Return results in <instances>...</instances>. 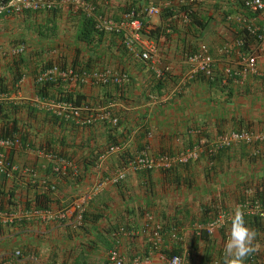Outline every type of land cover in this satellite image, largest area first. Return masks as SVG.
Returning a JSON list of instances; mask_svg holds the SVG:
<instances>
[{"label": "crops", "instance_id": "0c3cea01", "mask_svg": "<svg viewBox=\"0 0 264 264\" xmlns=\"http://www.w3.org/2000/svg\"><path fill=\"white\" fill-rule=\"evenodd\" d=\"M47 1L55 8L0 14V78L11 98L5 105L23 107L17 124L25 134L24 146L4 149L12 169L2 187L13 192L18 207L7 212L24 211L42 193L50 199L48 210H64L94 182L117 171L124 177L115 184L105 183L87 201L77 225L70 216L0 224V264H7L14 250L21 255L17 264H104L110 250L117 251L123 264L135 258L167 264L173 255L181 264H221L229 222L209 235L199 227L219 213L231 216L237 204L245 210L247 202L241 201L253 197L254 188L264 191V142L218 151L205 148L195 162L167 171H133L124 160L142 149L151 157L172 156L200 139L210 145L221 134L264 130V79L232 74L239 67L237 52L255 47L256 68L264 72V14L234 13L236 0H195L187 8L188 22L177 14L167 22L170 26L162 37L167 24L161 15L167 0H84L94 14L114 22L133 11L153 35L159 33L151 37L156 46L153 60L167 79L157 89L151 71L124 49L122 35L90 29L83 37L84 16L66 0ZM148 5L159 8L158 17L145 18ZM239 17L261 28L262 41L242 35ZM236 39L244 40L242 47L220 52ZM16 45L23 52L13 59L8 47ZM194 51L212 58L213 79L197 77L176 90L186 71L183 56ZM14 60L20 76L13 85ZM49 65L71 68L88 78L102 70L124 72L128 82L119 88L103 87L84 78L81 84L59 82L48 88L46 95L78 93L89 107L98 109L94 122L82 126L54 119L33 103L38 98L35 78ZM99 108H108L118 121L115 127L100 116ZM29 109L33 117L27 115ZM111 145H118L119 152L101 158ZM252 149L257 151L254 156L249 154ZM47 151H53L56 159L48 158ZM256 233L257 257L251 254L245 264H261L259 258L264 256V235Z\"/></svg>", "mask_w": 264, "mask_h": 264}, {"label": "built area", "instance_id": "2783aa9c", "mask_svg": "<svg viewBox=\"0 0 264 264\" xmlns=\"http://www.w3.org/2000/svg\"><path fill=\"white\" fill-rule=\"evenodd\" d=\"M66 1L74 11H79L85 18L90 19L94 32L122 35L121 42L127 53L135 56L142 63H144L146 68L151 71L155 79H161L163 77L161 68L158 67L156 62L153 60L156 46L153 39L150 37V28L148 25L143 24L140 20L135 18L133 11L127 12L123 17V20L114 22L94 14L92 5L84 0ZM168 2L174 4L187 3L191 6L194 4L195 0H168ZM55 6V3L47 0H0V14H16L23 11H50L54 9ZM242 6L251 14H264V0H243ZM159 12L160 10L157 6L148 5L144 8L143 15L146 19H150L158 17ZM177 14H180L182 21L188 22L189 11L186 10L182 12L180 11V13H172L168 20L172 21L176 19L178 17ZM236 21L239 24L240 29H242L246 34L253 36L257 42L262 41L263 33L260 27L252 25L246 20V18L239 17ZM243 42L244 40L242 39H236L233 43L225 45L220 52L228 53V50L231 47L240 48L243 46ZM257 48L258 47H255L250 51L237 52L239 67L232 73L234 76L244 78L250 75L260 76L264 79V72H260L256 68L255 56ZM22 51L23 47L21 45H17L16 47L10 48L8 53L9 55L14 56L22 53ZM183 58L186 71L180 78L179 82L181 85L196 76H201L209 80L212 79V58L209 55L196 51L190 54H185ZM225 74H230V70L228 68L225 69ZM84 78H90L92 79L91 81H95L101 86L110 85L121 87L128 82V75L123 72L112 73L108 70H102L99 72H93L88 78V76L83 73H74L71 69H59L57 66H51L39 71L35 78V84L41 85L47 82L54 83L56 81H72L81 83ZM10 101V95L0 94V102L5 104ZM33 103L36 108L43 109L54 117L64 121H71L75 124L90 125L97 117V114L90 111L85 104L74 106L71 103L64 101H53L40 98H35ZM100 116L107 121L109 125L114 127L116 126L117 119L111 116L108 111L103 109ZM262 142H264V130L260 132L232 131L217 136L210 145L201 139L194 146L182 150L172 156L160 154L156 157H151L146 154V149H142L130 157L125 164L133 171H149L152 169L167 171L174 166L185 165L196 161L200 152L204 150L206 145L210 146L209 148H213L214 151H217L223 148H229L234 144H241L250 147L252 144ZM17 145V139L9 138L6 140H0V146L3 149H10ZM118 152V145L108 146L100 157L102 158L109 155H115ZM249 154L254 156L257 154V151L252 149ZM47 157L56 159L50 154H48ZM2 159L3 157L0 154V168L5 172V177H8L12 166L9 165L8 167H5ZM99 162L100 160L97 163ZM54 170L58 171L59 169L55 168ZM123 177L124 175L120 171H117L116 173L107 176L105 179L94 182L87 187L81 195L73 199L68 208L64 210H24L18 213L0 211V224L12 226L13 223L26 220L25 218L29 217L63 220L70 216L77 225L81 222L87 201L98 194L105 183L115 184ZM245 208V214L264 218V205L253 203L251 206L246 205ZM230 217L231 216L219 213L205 227H199V232H204L209 235L212 231L220 229L225 221L230 220ZM19 257V251H12V253H10L8 264H17ZM259 263L264 264V256L259 258ZM104 264H123V262L116 250H110L105 258ZM131 264H149V262L146 259L140 260L139 258H135L131 261ZM167 264H181V259L178 256L173 255L167 259Z\"/></svg>", "mask_w": 264, "mask_h": 264}, {"label": "trees", "instance_id": "16d2710c", "mask_svg": "<svg viewBox=\"0 0 264 264\" xmlns=\"http://www.w3.org/2000/svg\"><path fill=\"white\" fill-rule=\"evenodd\" d=\"M168 1V0H167ZM242 2L243 0H236L234 2L235 5V9H234V13L237 12L239 14L240 11L242 12V16H245L246 13H250L249 11H247L243 6H242ZM187 3L184 4H174V3H170L168 2L167 6H166V10L162 12L163 15H161L162 17H166V21L165 23L167 24V26L164 27V31H162V37L165 36V30L168 28V26H170V22L168 20V18L171 17L172 13H176L179 11H185L188 8V4ZM176 11V12H175ZM233 14V13H231ZM230 19V17H229ZM84 22V28L85 30H83L82 34L83 37H87L88 36V32L90 29H92V25H91V21L90 19H87L84 17L83 19ZM191 22H192V15H191ZM93 31V29H92ZM158 31V30H157ZM242 31V35L245 36V32L241 29ZM164 32V33H163ZM159 34V33H158ZM157 34V35H158ZM155 37L157 36L154 33ZM153 33L150 32V37H154ZM154 37V38H155ZM153 39V38H152ZM15 61V60H14ZM18 60L15 61V65L13 67V74H12V83L13 85L16 83V81L18 80L19 76H20V72L16 69L18 65L17 62ZM49 66H46L45 68H48ZM166 74L161 78V79H155V87L164 86L165 82H166ZM59 82H54V83H44L41 85L36 86L35 90V94L38 98L41 99H48V100H53V101H64V102H68L71 103L74 106H80L83 104H87L86 101L84 100L85 98L78 94V93H70L69 91H65L63 94L58 95V96H54L51 97V95H46L45 91L50 88L51 86H53L54 84H58ZM9 90L6 87L5 82L3 81L2 78H0V94H8ZM156 90V89H155ZM21 110H23V107H20L18 105H5L3 102H0V140H6L9 139L13 136V139H17L18 144H20V146H24V140H25V134L19 129V125L17 124V122L19 121L17 118V114L19 112H21ZM28 116H34V113L32 110H28L27 112ZM13 115V117H12ZM54 117V116H52ZM59 119L57 117H54V119ZM61 120V119H59ZM118 122V121H117ZM23 132H25L23 130ZM31 147H33L32 145H30ZM48 154L53 155V157H55L56 155L53 153V151H47ZM0 154L2 155L3 159V164L5 165V167H8L10 165L9 162V158L6 155V150H4L3 148H1L0 146ZM129 157L127 156V159ZM126 160H124V162L126 163ZM5 172L0 168V211H10V209H13V211H16L18 209L17 207V202L13 199V192H9V191H3V182L5 180ZM253 192V197H248L246 199V197L244 196L243 200L241 202L246 201V205L247 206H251L253 203H258L260 205L264 204V191L261 188H254ZM49 203H50V199L49 197L42 193V194H37L35 195L33 201L30 204H26L24 206V209L26 210H48L49 209ZM244 205V207L246 206ZM246 209V208H245ZM246 225L248 227H252L255 231H259L260 233H262L264 235V218L255 216V215H246L244 216ZM230 224V222L228 223ZM254 257H257V254L254 253ZM248 258V257H247ZM248 260V259H246Z\"/></svg>", "mask_w": 264, "mask_h": 264}, {"label": "clouds", "instance_id": "9594fccd", "mask_svg": "<svg viewBox=\"0 0 264 264\" xmlns=\"http://www.w3.org/2000/svg\"><path fill=\"white\" fill-rule=\"evenodd\" d=\"M193 5V4H192ZM191 5V6H192ZM189 7H191L190 5H188ZM186 11H189L188 9ZM176 13H180L179 12H176ZM190 13V11H189ZM160 14V12H159ZM189 17V16H188ZM17 46V45H16ZM16 46H10L8 47V51L10 48L12 47H16ZM23 52V51H22ZM196 52V51H194ZM190 53H193V52H190ZM190 53H185V54H190ZM22 53L18 54V55H14V56H11V58H16L18 56H20ZM184 57V56H183ZM52 66H55V65H52ZM51 67V66H50ZM49 68V67H48ZM59 68V67H58ZM161 68V67H160ZM42 69H46V68H41L40 70ZM61 69V68H59ZM67 69H71V68H67ZM74 73H76L73 69H71ZM161 71H162V75L164 76L165 73L163 72L162 68H161ZM124 73V72H123ZM76 74H79L78 72ZM127 74V73H126ZM128 75V74H127ZM153 75V74H152ZM197 77H201V76H196L194 78H197ZM154 78V76H153ZM181 78V77H180ZM193 78V79H194ZM203 78V77H201ZM155 79V78H154ZM205 79V78H203ZM212 79H213V76H212ZM211 79V80H212ZM192 80V79H191ZM189 80V81H191ZM207 81H210L209 79H205ZM56 82H68L70 84H75V83H79V82H72V81H56ZM188 82V81H187ZM81 84V83H79ZM127 84V83H126ZM186 84V82H185ZM37 85V84H36ZM38 86V85H37ZM106 86H110V85H106ZM104 87V86H103ZM112 87H115V86H112ZM177 85H176V89H177ZM119 88V87H117ZM179 90V89H178ZM153 98V97H151ZM41 99V98H40ZM110 103H108V106H109ZM90 111L92 112H95L97 115H98V112H96L98 109H94L92 107H89L87 104H85ZM106 110L109 112L108 108H99V110ZM109 114L111 116H113L110 112ZM114 117V116H113ZM81 125V124H80ZM91 125V124H90ZM117 125V124H116ZM84 126V125H82ZM85 126H88V125H85ZM13 138V137H11ZM201 140V139H200ZM205 141V140H204ZM206 142V141H205ZM207 143V142H206ZM208 144V143H207ZM19 145V144H18ZM209 145V144H208ZM206 145L205 148H209L210 146ZM112 146V145H111ZM190 148V147H189ZM204 148V149H205ZM223 149H227V148H223ZM221 150V149H220ZM218 151V150H217ZM167 155V154H166ZM170 156V155H169ZM173 168V167H172ZM264 205V204H263ZM25 210V209H24ZM31 211V210H29ZM244 216H245V212H244V209L242 208L241 205L237 204L232 212V215L230 217V220L229 221H225L223 223V225L225 223H228L230 222V227H229V232H228V238L226 240V242L224 243V250H223V258H222V262L221 264H245V261L247 259V257H249L251 254L255 253L256 251L259 250V244L258 243H255L256 241V236H257V233L254 229H251L249 228L247 225H246V222H245V219H244ZM213 220V219H212ZM211 220V221H212ZM210 221V222H211ZM222 225V226H223ZM221 226V227H222ZM15 251V250H14ZM18 251V250H17ZM12 253V252H11ZM20 253V252H19ZM21 256V255H20ZM9 259H10V255H9ZM9 259L7 260V264H8V261ZM20 259V257H19ZM18 259V261H19ZM17 261V263H18ZM213 264H216V262L214 261Z\"/></svg>", "mask_w": 264, "mask_h": 264}, {"label": "rangeland", "instance_id": "374dc122", "mask_svg": "<svg viewBox=\"0 0 264 264\" xmlns=\"http://www.w3.org/2000/svg\"><path fill=\"white\" fill-rule=\"evenodd\" d=\"M179 81H180V79H179ZM179 81H178V83H177V86H178V87H177V89H180V88H181V86H182V85L180 84V82H179ZM177 89H176V90H177ZM157 97H159V96H157ZM194 162H195V161H194Z\"/></svg>", "mask_w": 264, "mask_h": 264}]
</instances>
